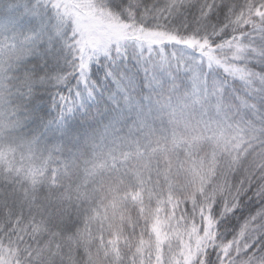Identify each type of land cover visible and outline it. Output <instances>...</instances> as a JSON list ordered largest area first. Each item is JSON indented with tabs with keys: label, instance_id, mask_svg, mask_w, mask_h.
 Returning a JSON list of instances; mask_svg holds the SVG:
<instances>
[{
	"label": "snow or ice",
	"instance_id": "obj_1",
	"mask_svg": "<svg viewBox=\"0 0 264 264\" xmlns=\"http://www.w3.org/2000/svg\"><path fill=\"white\" fill-rule=\"evenodd\" d=\"M0 264H264V0H0Z\"/></svg>",
	"mask_w": 264,
	"mask_h": 264
}]
</instances>
